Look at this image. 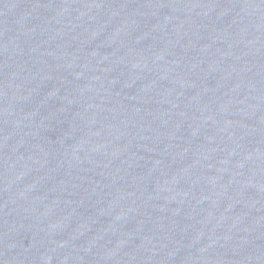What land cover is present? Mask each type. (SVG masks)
<instances>
[{"label": "water", "instance_id": "95a60500", "mask_svg": "<svg viewBox=\"0 0 264 264\" xmlns=\"http://www.w3.org/2000/svg\"><path fill=\"white\" fill-rule=\"evenodd\" d=\"M0 264H264V0H0Z\"/></svg>", "mask_w": 264, "mask_h": 264}]
</instances>
